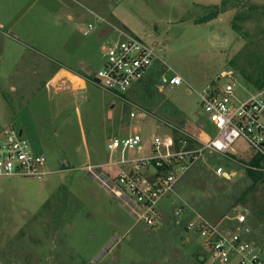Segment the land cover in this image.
Instances as JSON below:
<instances>
[{
	"label": "rangeland",
	"instance_id": "obj_1",
	"mask_svg": "<svg viewBox=\"0 0 264 264\" xmlns=\"http://www.w3.org/2000/svg\"><path fill=\"white\" fill-rule=\"evenodd\" d=\"M261 3L264 0H0V65L5 77L0 80V132L14 124L48 160V175L41 179L0 178V264H224L206 238L188 229L190 222L198 221L192 219L196 211L223 221L231 231L239 228L264 259V178L251 179L242 160L250 151L242 141L234 146L239 152L234 160L217 153L202 155L176 186L178 195L160 202L162 224L153 232L85 171L108 163L107 146L113 138L137 130L145 141L172 135L165 122L205 139L200 92L219 78L218 85L225 86L226 71L237 77L239 100L254 94V84L264 83ZM215 6L225 12L198 24ZM70 12L76 15L72 20ZM128 33L155 46L160 60L125 101L92 77L104 65V48ZM82 56L89 57L93 72L86 90L74 96L64 88V77L48 79L57 61L74 65ZM173 74L183 85L163 86V75ZM70 82L82 84L78 78ZM140 109L148 117L132 119L131 111ZM219 167L230 177L216 175ZM179 206L187 210L176 217ZM241 208L249 211L242 225Z\"/></svg>",
	"mask_w": 264,
	"mask_h": 264
},
{
	"label": "built area",
	"instance_id": "obj_2",
	"mask_svg": "<svg viewBox=\"0 0 264 264\" xmlns=\"http://www.w3.org/2000/svg\"><path fill=\"white\" fill-rule=\"evenodd\" d=\"M98 16V15H97ZM93 29V25H89ZM125 39L104 48L105 62L95 74L93 82L108 93L127 100L125 95L143 82L156 60H160L155 46L126 34ZM225 86L207 85L200 92V104L205 115L206 131L202 139L188 128L165 122L172 135L145 141L137 130L125 138H113L108 143L110 160L106 164L88 166L85 171L126 212L143 222L148 232L162 224L160 202L175 193L176 186L199 162L205 152L217 153L232 160L239 156L234 146L242 141L250 151L245 168L264 173V87L256 89L248 99L236 97L237 77L224 72ZM184 80L176 74L163 75V86L177 87ZM163 89V87H162ZM128 101V100H127ZM131 111L130 117L146 119L143 109ZM212 129L211 131L209 129ZM210 131V133H209ZM47 157L36 153L29 141L14 124L0 132V178L22 177L41 179L48 175ZM255 161V165L251 162ZM216 175L225 178L219 167ZM187 207H176L175 216L181 217ZM239 224H245L247 211H241ZM188 229L206 238L216 259L221 263L264 264L261 250L243 239L237 231H222L219 226L200 217L188 224Z\"/></svg>",
	"mask_w": 264,
	"mask_h": 264
},
{
	"label": "crops",
	"instance_id": "obj_3",
	"mask_svg": "<svg viewBox=\"0 0 264 264\" xmlns=\"http://www.w3.org/2000/svg\"><path fill=\"white\" fill-rule=\"evenodd\" d=\"M258 5L259 6H264V4H262V3L258 4ZM74 17H76V15L72 14L70 12L69 13V19L72 20ZM0 28H2V25L0 26ZM90 61H89V57L88 56L78 57L77 60H76V63L74 65L68 64L67 61H57V65H59V66L57 67V69H53L49 73L48 79L53 81V80H56L60 76L64 77V80L61 81L62 84L63 83L65 84L64 88H66V91L71 92V94H73L75 96L77 92L86 90L88 88V83L91 82L89 80V78L91 77L90 74H92L93 72L91 70ZM1 72H4V70L1 68V65H0V80L5 79V77L1 74ZM13 73H12V75H13ZM94 75H95V73H94ZM94 75L92 77L93 79H94ZM74 78H78L82 82V84H80V85H78V84H76L74 82L76 85H78L77 88H76V86H74V83L70 82V79L74 80ZM59 84H61V83L59 82ZM13 89H17V88L13 87ZM161 90H164V89H161ZM108 114H109L108 118H112V115H113L112 112H108ZM175 195H178V194L175 193ZM190 208L193 209L192 206H190ZM190 208H189V210H190ZM242 210H244V208H241L240 211H242ZM197 212L198 211L195 212L197 214V217L194 216V217H192V219L195 218L196 220H199L200 217H202V218L205 217L207 221L219 226V228L222 231L226 232V231H231L232 230V228H230V225L223 224L224 223L223 221L218 220L217 222H214V217L211 216L210 214L207 213L206 215H203V214H200L199 212L198 213ZM247 213L249 214L248 210H247ZM187 240L190 241V238L188 237ZM261 254H262V250H261Z\"/></svg>",
	"mask_w": 264,
	"mask_h": 264
},
{
	"label": "trees",
	"instance_id": "obj_4",
	"mask_svg": "<svg viewBox=\"0 0 264 264\" xmlns=\"http://www.w3.org/2000/svg\"><path fill=\"white\" fill-rule=\"evenodd\" d=\"M213 11L211 13H208L207 15L203 16L197 23L198 24H206L213 20H215L220 14H222L224 11L223 8H220L219 6L212 7ZM254 87L256 89H262L264 87V83L258 81L254 84ZM251 164L255 165V161L251 162ZM251 179H253L255 182L261 181L264 178V173L260 171H252L248 170Z\"/></svg>",
	"mask_w": 264,
	"mask_h": 264
},
{
	"label": "water",
	"instance_id": "obj_5",
	"mask_svg": "<svg viewBox=\"0 0 264 264\" xmlns=\"http://www.w3.org/2000/svg\"><path fill=\"white\" fill-rule=\"evenodd\" d=\"M227 177H230L229 175H227Z\"/></svg>",
	"mask_w": 264,
	"mask_h": 264
}]
</instances>
